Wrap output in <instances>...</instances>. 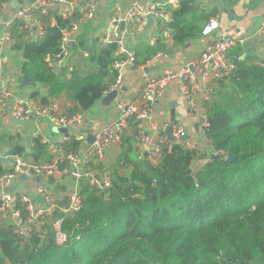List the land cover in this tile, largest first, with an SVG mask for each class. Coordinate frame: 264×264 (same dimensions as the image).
I'll use <instances>...</instances> for the list:
<instances>
[{
    "label": "trees",
    "instance_id": "obj_1",
    "mask_svg": "<svg viewBox=\"0 0 264 264\" xmlns=\"http://www.w3.org/2000/svg\"><path fill=\"white\" fill-rule=\"evenodd\" d=\"M197 1L179 0L177 8H169L170 38L176 46L199 38L200 24L217 16V10L198 11ZM40 19L45 34L39 42L27 37L22 21L11 30L12 50L24 60L21 79L46 90L44 96L40 90L30 95L40 105H52L64 96L72 105L66 116L84 114L114 86L117 73L112 66L123 59L118 47L113 43L97 49L95 64L87 59L92 70L85 75L75 70L69 77L55 75L47 59L55 63L62 30L80 17L77 12L67 19L55 14V26L49 17ZM157 45L142 56L134 53L136 66L147 64L166 47ZM206 107L210 153L175 144L171 151L164 150L159 166L145 164L138 160L133 140L139 124L131 120L112 167L108 196L98 195L82 180V209L63 224L66 244L57 246L48 225L34 230L25 245L3 226L0 264H264V69L246 60L237 62L230 80L218 81ZM0 143L11 155L39 164L53 158L41 137L31 138L29 148L11 135ZM65 145L77 152L82 141L69 136ZM200 157L206 162L194 171ZM129 168V174L122 173ZM5 173L0 161V177Z\"/></svg>",
    "mask_w": 264,
    "mask_h": 264
},
{
    "label": "built area",
    "instance_id": "obj_2",
    "mask_svg": "<svg viewBox=\"0 0 264 264\" xmlns=\"http://www.w3.org/2000/svg\"><path fill=\"white\" fill-rule=\"evenodd\" d=\"M169 0L163 3L150 2L142 4L134 1L125 15H120L119 9H114L110 21V36L107 44L115 43L118 53L123 59L114 62L112 68L117 73L116 81L111 91H115L122 83V72L128 67L136 66L135 54L130 51L122 36V24L132 22L138 31H143L148 25V17H152L161 29H166L169 36V25L172 23L168 7L172 6ZM77 12L80 19L62 30L61 53L55 63L50 61L52 72L55 75L64 74L69 77L73 67L66 66L75 42V34L82 21L93 19L98 9L95 0H35L20 6L15 17L5 23L3 38L0 40V68L2 66L1 44L11 42V30L17 21H22L27 30V37L39 42L45 34L44 25L40 17L53 18L56 15L64 19L70 18ZM1 11V9H0ZM161 22V23H160ZM220 29L218 21L211 20L204 25L203 36L210 37L203 46L198 58L187 63L181 70L174 71L165 68L155 74L143 73L141 86L131 99L121 117L95 134V141L87 150L81 148L77 152L68 151V135H61L57 141L42 139L47 151L53 156L52 161L36 163L24 156L11 155L9 150L0 146V158L7 163V172L0 177V181L19 179L25 176L29 179H39L37 186V199L32 200L26 194L0 191V227H9L22 245L31 239L34 230L42 231L45 225L52 228L57 246L67 242V235L63 230L64 221L74 218L82 209V180H86L96 190L98 195L108 196L113 187L112 178L107 171L101 175L92 168L93 164L102 161L106 153L113 147L122 146V138L129 131L131 120L138 122V134L135 139L136 154L139 160L147 159L149 165H160L165 149L171 151L175 144H180L187 151L210 153L211 143L207 139L210 128L207 103L211 100L213 90L218 81L230 80L236 69V63L246 60L249 64L264 69V58L259 61H250L248 42L250 36L233 35L230 29H224L220 37L213 34ZM257 36L264 37V21L257 29ZM239 50L240 54H237ZM88 57V54H85ZM67 68V69H66ZM172 89H177L185 101L191 120L200 127V137L189 139L188 130L182 125H175L171 129V136L162 132L153 120L157 107L166 105ZM110 91V92H111ZM108 93V92H107ZM12 93L8 84L0 85V118L11 108V117L23 121L40 117L47 119L53 128L73 129L82 121V114L66 116L61 114L56 103L40 105L31 99H19L10 106ZM205 137H201V133ZM34 137H39L34 134ZM183 137H186L183 140ZM208 161V159H207ZM50 183L56 187H66L62 197H57L50 191ZM63 189V188H62ZM43 198L44 202L39 199ZM53 220L54 216L56 218Z\"/></svg>",
    "mask_w": 264,
    "mask_h": 264
},
{
    "label": "crops",
    "instance_id": "obj_3",
    "mask_svg": "<svg viewBox=\"0 0 264 264\" xmlns=\"http://www.w3.org/2000/svg\"><path fill=\"white\" fill-rule=\"evenodd\" d=\"M91 1V0H89ZM98 2V9L93 19L82 21L78 31L75 34L76 47L75 51H72L67 61L66 66L73 67V70L79 71L82 75L91 72L92 68L87 64V59L91 58V64H95V53L97 49H101L107 43L106 40L110 36V19L113 16L114 9L118 8L120 15H125L129 7L134 1H139L142 4L150 2L163 3L169 0H95ZM173 4L172 9L179 6V0H170ZM14 0H0V40L3 38L5 31V23L11 21L19 7L13 6ZM70 13H73L72 8ZM197 9H205L210 13L212 10H217V16L211 18V20H217L220 29H218L213 36L220 37L224 34V29H230L233 35L240 36L246 35L252 37L248 42L249 60L259 61L264 58V37L257 36V29L264 21V0H198ZM49 24L51 26L56 25L55 16L49 17ZM210 20V21H211ZM210 21H207L209 23ZM206 23V24H207ZM204 23V25H206ZM44 25V24H43ZM201 26V24H200ZM122 36L125 39L126 45L130 51L142 56L143 52L150 50L157 44L164 45L165 48L158 52L152 59L143 65V69L140 67H128L123 74V80L121 85L116 89L118 96L116 99H107V97L113 92H108L104 95L102 100L94 105L85 115L79 125L71 129L70 134L76 136L82 141V150H87L91 145L89 142L90 135L95 136L100 130L111 125L117 121L131 99L135 96L141 86L142 74L145 73V69H148V73L155 74L165 68H171L174 71H179L187 63H190L198 58L203 46L208 42L210 37H205L203 34L195 40H191L182 46H176L169 36L165 33L166 29H161L153 21L148 24L143 31H138L136 25L132 22H126L122 24ZM203 30V29H202ZM87 38L92 39L91 48L94 53L87 49ZM84 40V41H83ZM13 40L1 44L2 52V66L0 68V85L8 84L10 92L12 93L10 106L19 100L31 99L30 95L35 90H40L41 95H46V90L42 87L37 89L35 87L20 88L21 76L20 70L23 64L22 56L12 50ZM84 43V47L81 43ZM157 45V46H158ZM237 52V51H236ZM88 54V57L85 56ZM91 56V57H90ZM122 58L124 57L121 55ZM92 58L94 62H92ZM67 72V70H66ZM65 72V73H66ZM64 73V74H65ZM32 100V99H31ZM54 103L59 105L60 112L63 115L68 113V110L72 107L71 103L64 96H60L54 100ZM153 120L157 127L164 133L168 134V129L175 125H182L188 130L189 139H197L200 137V131L196 128L197 123L193 122L188 114V110L181 93L177 89H172L168 97V103L157 107ZM53 128L47 119L35 117L32 121H29L27 126H15L13 124V118L11 117V108L0 118V138L11 135L23 143L25 147H30L31 138H35L34 134H38L44 140L57 141L61 138V134L55 133ZM30 140L27 141V137ZM134 140V145L135 144ZM1 144V143H0ZM1 147L10 150L6 145L1 144ZM122 148L113 147L110 149L105 158L92 165V168L101 175L104 171H107L112 178L113 166L117 163L119 156L121 155ZM206 154L205 152L202 153ZM139 160V159H138ZM145 164H149L147 159L139 160ZM5 162V161H4ZM206 159L198 158L194 161L193 167H196V171L205 164ZM6 172L8 170L7 163H3ZM128 170H123L122 173L129 174ZM194 170V169H193ZM32 180V181H29ZM40 180L36 179L22 180H4L0 181V191H6L11 193H20L28 195L32 200L37 199V186ZM50 191L57 197H62L66 192V187H56L53 183H50ZM55 188V189H54Z\"/></svg>",
    "mask_w": 264,
    "mask_h": 264
},
{
    "label": "water",
    "instance_id": "obj_4",
    "mask_svg": "<svg viewBox=\"0 0 264 264\" xmlns=\"http://www.w3.org/2000/svg\"><path fill=\"white\" fill-rule=\"evenodd\" d=\"M35 0H14V3H13V6L15 7H20V6H22V5H24L25 3H33ZM152 23V17L151 16H149L148 17V24L150 25ZM201 28L202 29H204V24H201ZM91 44H92V39H90V38H87V49H89L91 52H92V54L94 53V51H93V49L91 48ZM75 47H76V43H74L73 44V49H75ZM92 62H94V59L92 58ZM145 72L146 73H148V69H145ZM26 87H35V88H37V89H41V85L40 84H37V83H34V82H31V81H29V80H27V79H22V81H21V84H20V88L21 89H24V88H26ZM117 96H118V91L117 90H115V91H113L108 97H107V99H116L117 98ZM33 120V118H31L30 119V121H32ZM28 123L29 122H27V121H23V120H19V119H13V124L15 125V126H21V127H24V126H27L28 125ZM196 128L198 129V130H200V127H199V125L197 124L196 125ZM55 133H59V134H62V135H67L68 133H69V131H68V129H66V128H56L55 130ZM168 135H170L171 136V128H169L168 129ZM201 137H205V134L202 132L201 133ZM186 139V137H183V140H185ZM30 140V137L28 136L27 137V141H29ZM89 142H91V144L92 143H94V141H95V138H94V136L93 135H90V137H89ZM0 161L2 162V163H5L1 158H0ZM229 161H231V159H229ZM20 178L22 179V180H26V179H28L27 177H25V176H20ZM36 181L38 182L39 181V179H36ZM41 202H44V199L43 198H40L39 199Z\"/></svg>",
    "mask_w": 264,
    "mask_h": 264
},
{
    "label": "flooded vegetation",
    "instance_id": "obj_5",
    "mask_svg": "<svg viewBox=\"0 0 264 264\" xmlns=\"http://www.w3.org/2000/svg\"><path fill=\"white\" fill-rule=\"evenodd\" d=\"M29 122V121H28ZM56 129V128H55ZM69 131V133L67 134L68 136H72L71 134H70V131L71 130H68ZM62 135V134H61ZM39 137H41V136H39ZM37 138V137H36ZM42 138V137H41ZM43 139V138H42ZM45 145V144H44ZM51 155V154H50ZM53 157V156H52ZM53 159V158H52ZM29 179V178H28Z\"/></svg>",
    "mask_w": 264,
    "mask_h": 264
},
{
    "label": "rangeland",
    "instance_id": "obj_6",
    "mask_svg": "<svg viewBox=\"0 0 264 264\" xmlns=\"http://www.w3.org/2000/svg\"><path fill=\"white\" fill-rule=\"evenodd\" d=\"M161 23V22H160ZM216 89V88H215ZM214 91V90H213ZM87 113V112H86ZM86 113H84V115L86 114ZM197 166V165H196ZM193 167V169H194V171H196V169L195 168H197V167ZM29 181H32V180H29ZM55 189V188H54Z\"/></svg>",
    "mask_w": 264,
    "mask_h": 264
},
{
    "label": "bare ground",
    "instance_id": "obj_7",
    "mask_svg": "<svg viewBox=\"0 0 264 264\" xmlns=\"http://www.w3.org/2000/svg\"><path fill=\"white\" fill-rule=\"evenodd\" d=\"M14 234V233H13Z\"/></svg>",
    "mask_w": 264,
    "mask_h": 264
}]
</instances>
